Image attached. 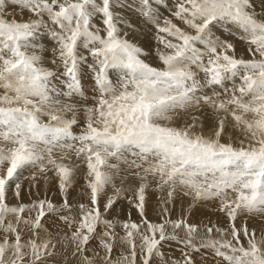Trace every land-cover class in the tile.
I'll list each match as a JSON object with an SVG mask.
<instances>
[{
	"label": "snow or ice",
	"instance_id": "snow-or-ice-1",
	"mask_svg": "<svg viewBox=\"0 0 264 264\" xmlns=\"http://www.w3.org/2000/svg\"><path fill=\"white\" fill-rule=\"evenodd\" d=\"M160 2L0 0V264H264V0H173L163 19ZM121 198L138 222L108 218ZM209 204L223 224L192 222Z\"/></svg>",
	"mask_w": 264,
	"mask_h": 264
},
{
	"label": "rangeland",
	"instance_id": "rangeland-1",
	"mask_svg": "<svg viewBox=\"0 0 264 264\" xmlns=\"http://www.w3.org/2000/svg\"><path fill=\"white\" fill-rule=\"evenodd\" d=\"M164 4V5H163ZM172 5H173V1L172 0H161V2H160V4L158 5L160 8H159V13H160V17H161V19H163V17L164 16H170V13H169V11H168V9L169 8H171L172 7ZM11 8V10H14L15 8L17 9V7H10ZM9 7H8V11H9V9H10ZM14 10V11H11L10 10V13L12 12H15L14 14H15V16H17L18 17V19H20L21 17H24L25 19L29 16V13H23L24 14V16H21L20 15V13H19V11H20V9L18 10ZM130 15V18L134 21V22H136V20H137V18L135 17V16H132L131 14H129ZM20 16V17H19ZM17 17H15L16 19H17ZM9 18H11V16H9ZM23 18V19H24ZM17 19V20H18ZM22 19V18H21ZM20 19V20H21ZM137 27H139L138 26V24H137ZM129 38L130 39H134L135 40V42H137V43H139V44H141V46L143 45V47L145 46V48L147 49V50H149V51H151V50H153L154 48H155V43L154 42H152L151 41V38H150V36H144V35H136L135 37H133L132 35H130L129 36ZM47 42V40H45L44 41V43H46ZM52 45V44H51ZM51 45H46V47H48L49 49L51 48ZM53 46V45H52ZM239 53H242V54H244L245 56L247 55L246 53H245V51H243V50H239L238 51ZM149 60H150V62L152 61V62H154V64L155 63H157V61L155 60V56L153 55L152 57H150L149 58ZM113 79H115V77H113ZM85 83H87V84H85ZM84 87L87 89V92H86V96H88L89 97V99H88V103L90 104L91 103V99H90V96H91V85L87 82V81H84ZM78 99L79 100H81V101H83L84 99H85V97H78ZM79 118L81 119V121H82V118H83V113L81 112L80 114H79ZM206 130H207V128H206ZM75 131H79V128H76L75 129ZM24 176H30V171H25L24 172ZM80 176V175H79ZM51 180V179H50ZM50 180L48 181V183L46 184L45 182H43L44 180L43 179H40L39 180V186H40V188H39V190H41V191H39L40 193H39V197L40 198H44V196H47V198L48 199H51L52 201H53V203H56V204H59V203H61L62 202V197H61V195H60V193H59V190H58V188L56 187V184H54V180H51V182H50ZM22 181H24L23 180V177H22ZM41 184V185H40ZM43 184V185H42ZM29 185V183H26L24 186H28ZM53 186V187H52ZM55 186V187H54ZM51 187V188H50ZM48 190H47V189ZM24 189V188H23ZM26 192H25V191ZM23 190V194L26 196V198H25V203H29L31 200H32V198L33 199H35V198H37V196H35L36 195V189H33L32 190V194H31V196L29 195V192H28V189H24ZM150 191V193H149V195H148V205L153 209H149L150 211H151V213H155L156 214V212H155V207L158 209V196L160 195L159 193H156V192H153L151 189L149 190ZM43 192H44V194H43ZM48 192V193H47ZM74 192V193H73ZM85 193V185H84V180H83V178H82V176H80L79 178H76V181H75V183H74V186L71 188V189H69V195H68V199H69V203H71V204H73V205H75L76 203L78 204V200H80V199H76V198H74V197H78V196H80V195H82V194H84ZM152 193V195H150ZM155 193L157 194V195H155ZM27 194V195H26ZM35 194V195H34ZM42 194V195H41ZM131 192L130 193H127V195L128 196H131ZM10 196V198L12 197V194H9ZM57 195V196H56ZM109 195H112V191H111V189H108L107 190V193L104 195V196H102V198H101V200H100V207H101V211H103V205H104V203L106 202V200H107V197L109 196ZM155 196V197H154ZM29 197H31V199L29 198ZM59 197V198H58ZM30 200H29V199ZM153 198V199H152ZM60 199V200H59ZM76 199V200H75ZM177 199H180L179 197L177 198ZM74 201H76V202H74ZM126 202V203H125ZM81 203V202H80ZM123 204H127V205H130L129 204V202H128V200L127 199H124V198H121V199H119L118 201H117V203L114 205V207L111 209V211L113 210V209H121L122 208V206H123ZM179 205H181L180 203H178ZM179 205H175V207H172V205L170 206L169 205V207L172 209V217H177V216H179L180 214H178V213H176V214H173V211H174V209L176 208V207H179ZM199 209H201L202 207H204V209H206V214L205 215H207V217H215V216H217V215H219V214H214L213 213V211H212V209L215 207V205H213V204H209L208 206H197ZM196 207V208H197ZM201 207V208H200ZM195 208V209H196ZM148 210V211H149ZM197 210V209H196ZM110 211V212H111ZM114 211H117V212H119L118 210H114ZM158 212H159V209H158ZM109 215L110 214H108V218H109ZM126 215H127V213H126ZM148 215H149V213H148ZM147 215V216H148ZM156 215H158V213L156 214ZM118 217V218H120L119 216H117V215H114V217ZM196 216L197 217H200V216H202V212H199V211H197V213H196ZM222 215H219V217L221 218V219H223V217H221ZM149 217V216H148ZM157 217H159V216H157ZM196 217V218H197ZM49 218H53V219H55L54 217H49ZM113 217H111V219H112ZM53 219H49V220H53ZM110 219V218H109ZM120 219H124V218H120ZM48 220V221H49ZM135 221H139V217H137V218H135L134 219ZM192 220V219H191ZM254 221H256V223L257 222H259V224L261 223V221H260V218L259 217H257L256 219H253ZM244 220H243V218H241V220H240V222L239 223H242ZM253 221L252 220H249L248 221V224L249 225H253V224H251ZM51 223V222H50ZM244 223V222H243ZM61 225V224H60ZM52 227V226H51ZM119 231V230H118ZM94 243L96 242V241H93ZM94 243H92V245L91 246H94ZM95 245H96V243H95ZM165 248H167V247H165ZM163 251L167 254L168 252H169V249L167 248V249H163ZM168 251V252H167ZM174 252H178L179 253V251H174ZM196 258V260L198 259L197 257H195ZM198 262V261H197Z\"/></svg>",
	"mask_w": 264,
	"mask_h": 264
},
{
	"label": "bare ground",
	"instance_id": "bare-ground-1",
	"mask_svg": "<svg viewBox=\"0 0 264 264\" xmlns=\"http://www.w3.org/2000/svg\"><path fill=\"white\" fill-rule=\"evenodd\" d=\"M173 1V0H172ZM164 5V4H163ZM10 7H12V6H9V8ZM159 7V6H158ZM160 8V7H159ZM16 9V8H15ZM14 9V10H15ZM18 10H19V8H17ZM16 9V10H17ZM10 10H11V8L9 9V12H10ZM14 10H11V11H14ZM16 12V11H15ZM15 12H11L12 14H14ZM17 13V12H16ZM19 13H20V11H19ZM24 13H26V11L24 12ZM18 14V13H17ZM15 15V14H14ZM23 16H24V14H23ZM15 17H17V16H15ZM20 17V16H19ZM162 17V16H161ZM165 17V16H164ZM22 19L24 18V17H21ZM20 18V19H21ZM28 18V17H27ZM26 18V19H27ZM17 19H18V17H17ZM20 19H18V20H20ZM25 19V18H24ZM138 26H139V24H138ZM237 43V47H236V54H237V56H240V55H244V54H242V53H239L238 51L239 50H243L244 51V45L243 44H241L240 42H236ZM52 43L50 42V41H47L46 43H45V45H51ZM143 46V45H142ZM51 47H52V45H51ZM145 47V46H144ZM146 49V48H145ZM147 50V49H146ZM152 62V61H151ZM152 63H154V62H152ZM84 83V82H83ZM85 84H87V83H85ZM210 123H211V121L209 120L208 122H207V124H208V126H210ZM31 174V173H30ZM80 176L78 175L76 178H79ZM44 182V181H43ZM50 182H51V180H50ZM54 182V184H55V181H53ZM26 183H29L27 180H24L23 181V188L24 189H28V186L26 187V186H24ZM41 185V184H40ZM43 185V184H42ZM53 187V186H52ZM55 187V186H54ZM39 188H40V186H39ZM51 188V187H50ZM47 189V188H46ZM48 190V189H47ZM25 191V190H24ZM39 191H41V190H39ZM26 192V191H25ZM29 192V191H28ZM24 193V192H23ZM22 193V199H23V202L25 201V198H26V196L24 195ZM40 193V192H39ZM48 193V192H47ZM74 193V192H73ZM130 193V192H129ZM149 193H150V191H149ZM149 193H148V195H149ZM9 194H12L11 193V191L9 192ZM43 194H44V192H43ZM27 195V194H26ZM33 195V194H32ZM35 195V194H34ZM42 195V194H41ZM132 195V194H131ZM150 195H152V193L150 194ZM155 195H157L156 193H155ZM10 196V195H9ZM36 196V195H35ZM40 196V195H39ZM57 196V195H56ZM45 197V196H44ZM155 197V196H154ZM30 199H31V197H29ZM28 198V199H29ZM59 198V197H58ZM74 198H76V199H80V200H78L77 202L78 203H83V202H86L87 201V197L85 196V194H82V195H80V196H78V197H74ZM27 199V198H26ZM29 199V200H30ZM33 199V198H32ZM75 199V200H76ZM153 199V198H152ZM60 200V199H59ZM158 200V199H157ZM10 202H14V200H11L10 199ZM74 202H76V201H74ZM126 203V202H125ZM178 203H180L181 205H179ZM190 203V201L189 200H187V199H185L184 201H183V204H182V202H181V199H176V201H175V204H174V206L172 205V207H175V205L177 204V205H179V207H176L175 209H174V211H173V214H176V213H178V214H180L181 213V211H182V207H183V209H187L188 208V204ZM77 204V203H76ZM171 206V205H170ZM103 207V206H102ZM151 207L148 205V202H147V208H146V213H147V215H148V213H149V217L147 216V218L150 220V221H157L158 222V220H159V217H157L158 215H156L157 213H158V209L155 207L154 209H155V212H156V214L155 213H151V211L149 210ZM201 208V207H200ZM152 209V208H151ZM197 209V210H196ZM196 209H193L192 210V213H191V221L192 222H200L201 220H203V221H205V222H207L209 219L210 220H212V221H219L221 224H223V219H221L220 217H219V215H217V216H215V217H207V215H205L206 214V209H204V207H202L201 209H199L198 207L196 208ZM114 210H118L119 212H117V211H114ZM131 210V219L132 220H134L135 218H137L138 217V214H137V212L134 210V209H131V206L130 205H127V204H123V206H122V208L121 209H113L109 214V218L111 219V217H113L114 218V215H117V216H119L120 218H124V219H128L129 217H128V214H129V211ZM149 210V211H148ZM153 210V209H152ZM197 211H199V212H202V216H200V217H197L196 216V213H197ZM126 213H127V215H126ZM116 217V216H115ZM197 217V218H196ZM221 217H223V216H221ZM174 218V217H173ZM176 218V217H175ZM49 219H53V218H48V220ZM47 220V226H49L50 228H51V226H52V224L50 223L52 220H49L48 221ZM244 220V219H243ZM253 222L251 223V224H253V225H249V227L251 228V227H253V226H259L260 224H259V222H257L256 223V221H254V220H252ZM138 222V221H137ZM240 222V221H239ZM238 222V223H239ZM244 222V221H243ZM242 222V223H243ZM57 223H60V222H58L57 221ZM60 227L63 229V230H67L66 229V227L65 226H63L62 224L60 225ZM117 230H119V229H117ZM92 243H94V242H92ZM96 243V242H95ZM95 243H94V246H95ZM173 247H175V245H173ZM164 249H167V248H164ZM168 252V251H167ZM174 256H176L177 258H179L180 257V253H178V252H173L172 253ZM209 255V257L211 256V254L209 253L208 254ZM195 257H197L198 259H197V264H200V260H201V254H199V253H197V254H194V258ZM196 259V258H195ZM207 264H212V261H211V259H209L208 261H207Z\"/></svg>",
	"mask_w": 264,
	"mask_h": 264
}]
</instances>
